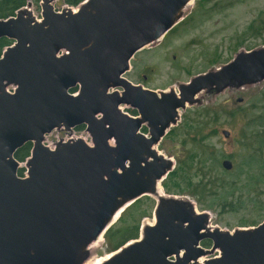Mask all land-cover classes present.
<instances>
[{"label":"water","instance_id":"obj_1","mask_svg":"<svg viewBox=\"0 0 264 264\" xmlns=\"http://www.w3.org/2000/svg\"><path fill=\"white\" fill-rule=\"evenodd\" d=\"M190 1L84 0L56 11L53 0H41L36 18L27 0L0 19V37L12 40L0 56V264H82L116 212L150 194L161 199L154 222L100 264H264V219L232 231L210 226L194 201L164 193L173 160L155 148L202 90L264 80V45L237 51L178 91L124 76L133 55L172 29ZM81 124L90 143L73 137L44 144L52 130ZM26 142L30 155L22 163L14 153ZM205 237L211 249L199 246ZM213 250L217 256L199 262Z\"/></svg>","mask_w":264,"mask_h":264},{"label":"rangeland","instance_id":"obj_2","mask_svg":"<svg viewBox=\"0 0 264 264\" xmlns=\"http://www.w3.org/2000/svg\"><path fill=\"white\" fill-rule=\"evenodd\" d=\"M29 1L31 2L29 8L32 14L36 18H40L41 0H38V3L33 0ZM202 2L208 10L204 16L202 15L203 8L200 9ZM52 5L56 11L70 6L64 0H53ZM213 5L215 6L212 7ZM185 19L186 23L179 24ZM252 22H254L255 30L247 32V28ZM263 45L264 0H191L182 9L175 29L137 51L130 59L129 69L124 76L133 83H140L150 89L165 90L173 87L178 91L180 83H185L196 74L224 64L223 61L232 59L237 51L251 50ZM211 62L216 63L210 64ZM143 74H148L146 80L143 79ZM13 87L14 85L11 84L7 88L11 91ZM261 92L264 93V80L246 83L240 87L229 86L221 91L215 89L202 90L196 95L193 103L187 104L184 109L179 110L177 122L170 127V129H175L171 137L167 139L164 137L155 145V148L164 156L171 157L175 168L178 160L182 155L184 156L187 148L190 147L189 144L186 146L182 144V140L189 138L184 129V115L189 112L188 110L198 108L201 105L214 106L221 111V117L218 125H216L217 133L209 136L205 141V151L207 154H214L213 158L220 160L219 164L215 166V173L220 172L223 168L222 161L224 159L232 161V173H237L243 160L252 152L249 138L251 133L258 129L254 128L249 120L263 110L261 106L264 104V98L255 102L256 97ZM238 97L243 98L241 102L237 101ZM121 108L124 112L132 115L129 111L131 107L122 105ZM236 108H243L244 111L236 113L231 118L228 113ZM245 112L246 115H244ZM84 129L81 128L78 131H82V136L90 143V136ZM224 129L228 130V136H224L222 133ZM242 130L244 136L240 137ZM59 131H62L59 134H63L66 130L63 128L52 130L46 134L44 144L48 146L56 144L58 141L55 136ZM72 131L70 132L72 133ZM77 134L79 133L77 132ZM194 174L195 172H193ZM161 187L165 194H169L165 191L162 183ZM260 190H263V193L260 194L259 198H263L262 203L264 204V182L257 186L256 192ZM147 196L151 199L152 205L147 208V213L141 218L139 229L145 223L154 222V208L157 198L152 194ZM179 196L194 201L197 211L208 213V224L223 230L232 231L237 228L255 226L261 220L259 210L254 209L251 204L238 211L219 212V206H215L211 202H208L211 203V206L206 203L205 207L191 195ZM129 204L127 203V206ZM107 250L104 240L98 245L96 241H93L90 249L86 251V257L82 264H93L91 261L96 257L107 255ZM218 253L216 250L214 254L203 255L200 259L204 261L217 256Z\"/></svg>","mask_w":264,"mask_h":264},{"label":"trees","instance_id":"obj_3","mask_svg":"<svg viewBox=\"0 0 264 264\" xmlns=\"http://www.w3.org/2000/svg\"><path fill=\"white\" fill-rule=\"evenodd\" d=\"M33 1L38 3V0ZM82 1L84 0H64L70 6H76ZM26 4L27 0H0V19L13 16L18 9ZM202 8V15L204 16L208 10H206L203 2L200 9ZM185 21L186 19L179 24ZM175 27L176 25L167 33L172 32ZM251 30H255L254 22L249 25L247 32ZM11 43V39L0 37V56L4 48ZM226 62L223 61V63ZM213 63L216 62L210 64ZM76 89L77 87H73L70 91L73 92ZM263 98L264 93L261 92L256 97L255 102L261 101ZM261 108L263 109L262 112L252 116L249 120L250 124L258 129L252 132L249 138L252 152L243 160L240 170L235 174L232 173V169L224 170L223 168L220 172L215 173V166L219 164L220 160L213 158L214 154H207L205 151V141L209 136L217 133L216 125L219 123L221 111L214 106L203 105L188 110L189 112L184 115L183 122L185 133L189 138L188 140H182V144L184 146L189 144L190 147L187 148L184 156L182 155L178 160L176 167L162 180L165 191L169 194L191 195L205 207L206 203L211 202L224 211H238L251 204L254 209L259 210L260 223L264 217L263 198H259L263 190L257 192L256 190L257 186L264 182V104ZM241 111H244V109L236 108L228 115L233 118L236 113ZM246 112L244 115H246ZM83 127V124L77 125V128ZM174 132L175 129H171V133ZM241 136H244L243 130ZM30 149L31 143L26 142L15 151L14 157L19 161H24L29 156ZM193 172H195L194 175ZM18 174H23V168L18 170ZM211 203L207 205L211 206ZM151 205V199L148 196H143V198L140 197L129 204L121 212L116 222L104 233L108 253L121 247L127 241L138 237L140 220L145 216L148 211L147 208H150ZM204 245L208 246L209 242H205Z\"/></svg>","mask_w":264,"mask_h":264},{"label":"flooded vegetation","instance_id":"obj_4","mask_svg":"<svg viewBox=\"0 0 264 264\" xmlns=\"http://www.w3.org/2000/svg\"><path fill=\"white\" fill-rule=\"evenodd\" d=\"M12 44V43H11ZM10 44V45H11ZM147 77H148V74H143V79L144 80H146L147 79ZM136 84H140V83H136ZM142 85V84H141ZM129 111L131 112V114L133 115V116H136L137 115V110H135V109H129ZM79 126V125H78ZM83 128H85V125H84V127ZM81 128H77V126H75V127H73L71 130H66L65 132H63V134H59L60 132H62V131H59L58 132V134L55 136V138H56V140L57 141H60V140H67V139H69V138H73V137H83L82 136V134H81V132L82 131H78V130H80ZM73 130V131H72ZM85 130V129H84ZM70 131H72V133L70 132ZM77 132L79 133V134H77ZM140 132L143 134V135H146V136H148L149 137V129H148V127L146 126V125H142L141 126V128H140ZM171 129L168 131V132H166V134L161 138V140L165 137V139H167V138H170L171 137ZM57 138H59V139H57ZM160 140V141H161ZM91 142V141H90ZM47 145V144H46ZM161 154V153H160ZM30 155V154H29ZM166 157H168V156H166ZM25 161V160H24ZM24 161H20V162H24ZM23 172H25V168H23ZM166 178V177H165ZM162 183V182H161ZM143 196H147V195H143ZM159 200H161V199H159ZM159 200H157V202L159 201ZM156 202V205H155V207L156 206H158V203ZM224 210H221V209H219V212H223ZM152 223V222H151ZM209 242V245L208 246H206V245H204V243L205 242ZM199 246L200 247H202V248H205V249H211V247H212V242H211V239L210 238H208V237H205V238H202V239H200L199 240ZM209 247V248H208ZM213 251H215V250H213ZM215 253V252H214ZM213 253V254H214Z\"/></svg>","mask_w":264,"mask_h":264},{"label":"bare ground","instance_id":"obj_5","mask_svg":"<svg viewBox=\"0 0 264 264\" xmlns=\"http://www.w3.org/2000/svg\"><path fill=\"white\" fill-rule=\"evenodd\" d=\"M191 2V1H190ZM189 2V3H190ZM188 3V4H189ZM121 212V209H119L117 212H116V214L114 215V217H113V220H115L117 217H118V215H119V213ZM97 245L98 244H100V242L102 241V235H100V236H98V238H97ZM109 257V254H107V255H105V256H101V257H96V258H94L92 261H91V263H93V264H100L101 262H103L106 258H108ZM199 262H201V259H200V261Z\"/></svg>","mask_w":264,"mask_h":264}]
</instances>
